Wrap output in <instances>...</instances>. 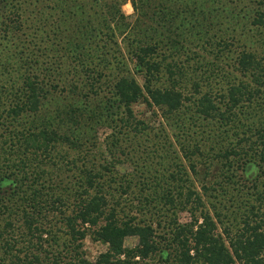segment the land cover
Returning a JSON list of instances; mask_svg holds the SVG:
<instances>
[{"label": "trees", "instance_id": "16d2710c", "mask_svg": "<svg viewBox=\"0 0 264 264\" xmlns=\"http://www.w3.org/2000/svg\"><path fill=\"white\" fill-rule=\"evenodd\" d=\"M46 1L44 12L45 19L50 21L51 38L54 44L55 40L63 39L61 53L65 56L84 59L86 51L91 50L96 40L103 42L102 45L95 43L99 48L113 49L118 47L114 38L116 33L126 36L125 47L131 55L132 66L119 68L111 100L107 101V110L123 108L125 117L120 119L123 125L131 124L132 105L140 98L161 110L166 117L176 115L184 102L193 98L195 113L203 120L216 119L221 124L235 122L238 111L242 114L241 108L249 107L243 106L246 103H258L261 108V101L256 102L254 98L256 94L264 93V58L253 51L241 50L237 53L233 67L243 75V79H239L238 83L232 82L226 92L219 95L222 103H216L215 96L208 91L201 93L199 81L192 83L194 91L189 95H184L179 87L184 73L182 65L176 63V55L193 41L191 37L207 34L208 22L224 11V7L221 10L218 6L220 0H130L136 18L129 23L128 17L121 11L127 0ZM13 2L0 0V32L4 35L11 30V26L17 25V21L8 16V12H15L11 10L16 8ZM255 14L252 24L263 26L264 10H256ZM110 42L114 46L107 47ZM97 55L100 57L102 54ZM136 76H141L142 85ZM163 77L167 85L158 84ZM45 88L44 81L29 71L21 75L17 86L12 83L4 87L9 103L5 113H0V260L3 263L73 264L63 262L62 253L51 245L43 246L44 242L58 245L57 232L63 230L74 244L73 253L79 264H90L82 257L80 249L88 232L93 240L106 245V250L98 255L94 264H139L138 260L154 255L174 264H264V190L259 192L257 184H253L252 188L260 206L255 211V206L251 205L249 212L253 218L246 215L243 230L230 236L226 226L221 233L217 232L219 220L215 217L219 218V212L215 211L214 217L205 209L198 189L187 187V182L191 180L180 172L170 173L177 182L174 183L176 192L173 193L170 188L162 189L157 197L163 200V204L172 207L182 200V206L188 208L191 219L183 224L172 220L169 237L165 233L161 235L156 232L153 223L144 219L141 223L136 222L122 208L117 209L119 199L110 191L111 181L114 180L112 176H105L98 169L93 172L92 167L81 169L76 165L77 159L69 158L73 149L81 153L83 144L79 131L90 121L100 122L102 113L99 110L88 112L85 106L81 109L74 105L67 111L59 107L44 117L41 112L46 99ZM85 113L88 117L84 116ZM53 118H57L58 123L68 124V132H60L63 127H54ZM85 119L90 121L87 123ZM135 123L134 126L141 122ZM253 130L257 133L256 148L254 142L247 141L244 150L230 148L232 150L221 153L227 160L231 154L237 156L233 161L222 163L235 173L226 175L220 170L221 176H214L211 183H201L205 193L212 185L217 195L230 194L232 190L229 191L227 186L234 184L235 174L240 172L241 177L238 178H246L242 173L247 176L252 172L264 173V150L260 151L257 147L261 142L260 146L264 149V128L255 127ZM59 147L63 149L62 160L67 166L73 165L77 172L74 177L78 179L79 188L74 192V199L67 188L56 185V189L51 182V165L55 164L54 154ZM192 155L194 151L185 153L187 158ZM191 168L195 172L194 165ZM103 177L104 183L100 181ZM222 179H225V184ZM175 194L179 195V200L174 199ZM145 200L150 202L149 198ZM71 204L73 206L69 208ZM187 204L189 207H186ZM157 224L162 225L160 221ZM15 233L22 237L21 243L26 245L25 248L35 250L20 257L18 253L23 251L14 237ZM223 234L230 236L228 244ZM130 236L137 238L133 247L125 246V240Z\"/></svg>", "mask_w": 264, "mask_h": 264}, {"label": "rangeland", "instance_id": "374dc122", "mask_svg": "<svg viewBox=\"0 0 264 264\" xmlns=\"http://www.w3.org/2000/svg\"><path fill=\"white\" fill-rule=\"evenodd\" d=\"M220 1L218 6H221V10L224 7V11L208 22L209 26L205 29L208 31L207 34L191 37L193 41L187 43L181 54L176 55V63H180L183 68L184 77L179 87L184 95L193 92L192 83L199 81L201 93L208 91L215 96L213 98L216 103H222L219 95L226 92L229 84L238 83L239 79H243V75L233 67L239 51H253L264 58V25L252 24L253 18H256L255 11L264 10V0ZM47 2L46 0L17 2L14 0L13 5L16 8L11 10L15 12L11 14L8 12V16L15 19L17 25L11 26V30L5 35L0 32L2 38H0V113L1 111L5 113L9 103V95L4 87L12 83L17 86L21 75L29 71L45 83L46 99L43 101L41 112L44 117H47L46 115L51 111H57L59 107H64L63 111H67L74 105L81 109L85 106L88 112L99 110L98 112L102 113L100 122L85 119L87 123L90 122L79 131L83 144L81 153L73 149L69 158L77 159L76 165L81 169L92 167L93 172L98 169L99 173L114 178L111 181L110 191L114 193L116 199H119L116 204L117 209L122 208L125 214L133 216L136 222L141 223L144 219L153 223L157 233L161 235L165 233L166 237H169L168 233L173 227L172 220L183 224L189 222L191 216L188 208H183L182 200L172 207L170 204H163V200L157 195L162 189L168 188L175 193L177 189L174 183L177 182L170 173L180 172L191 180L187 182L188 185L190 184L187 187L196 188L202 194L205 209L214 217L215 211L219 212V218L215 217L219 220L218 233H221L223 226L229 227L230 236L241 232L245 216L253 218L249 207L254 205L256 211L260 206L255 200L256 194L252 185L257 184L259 192L264 190V173L252 172L247 176L241 172L246 178H238L241 177L240 172L235 174L234 184L227 186L229 191L232 190L230 194L217 195L212 185L205 193L201 183H211L214 176H221L220 170L223 171L222 173L226 172V175L235 173V170L226 168L222 163L233 161L237 156L231 154L227 160L221 156L225 150H241V148L244 150L248 142H254V149L256 148L257 133L253 129L264 128V93L256 94L254 98L256 102L261 101V108L258 107V103H246L243 106L249 105L250 108L242 107V114L238 111L235 122L224 124L216 119L203 120L202 116L194 112L196 106L193 98L185 101L180 111L172 117H166L161 110L150 106L146 100L140 98L132 105L131 124L123 125L120 122L121 117H125L123 108L107 110V106L109 107L107 101L111 100L113 86L120 72L119 68L132 66L131 55L125 47L126 36L116 33L114 38L118 47H115L113 42L106 45L114 46L113 49L99 48L100 46H96L95 43L102 45L103 42L96 40L92 43L91 50L86 51L84 59L65 56L61 53L63 39L55 40L56 44H54L51 38L50 21L45 19L44 12ZM121 11L128 17V23L135 21L136 15L130 0L121 6ZM101 17H104L102 13ZM101 38H104L102 34ZM98 53L102 55L99 57ZM102 57L108 60H103ZM170 59L171 57L168 61ZM208 74L211 75L209 78L206 77ZM136 77L142 85L141 76ZM158 84L168 83L163 77ZM195 95L198 97V94ZM224 107L225 105L222 106V110ZM84 116L88 117L87 113ZM56 119L53 118V126L56 125L57 129L63 127L60 132H68V124L58 123ZM136 121L141 123L134 126ZM260 145L261 142L257 146L258 149L264 150ZM190 151H194V155L187 158L185 153ZM62 152V147H59L57 154H54L55 164L51 165L53 181L50 180L56 189V185L67 188L74 199V192L79 188L78 179L74 177L77 172L73 169L75 168L73 165L65 164L62 160ZM191 165H194L195 172ZM104 180L105 177L100 181L104 183ZM222 182L225 184V179H222ZM124 191L126 193H122ZM173 197L175 200L180 199L177 194ZM146 198L150 199L149 203ZM72 206L71 204L69 208ZM186 207H189V204ZM158 221L162 225H158ZM223 235L228 244L230 236ZM57 236L58 245L49 241L50 244L44 242L43 246L51 245L60 251L63 262L79 264L74 257V244L69 236L65 235L63 230H59ZM14 237L19 241V247L23 251L18 253L20 257L35 250L32 247L29 250L25 248L26 245L21 243L23 239H20L22 237L18 234L15 233ZM136 243L137 238L133 236L125 240L127 247H133ZM80 249L87 263L94 264L98 255L106 250V245L101 241L93 240L91 233L88 232L82 240ZM1 256L0 250V259ZM138 262L139 264H174L170 260L165 262L158 255ZM8 263L0 260V264Z\"/></svg>", "mask_w": 264, "mask_h": 264}]
</instances>
